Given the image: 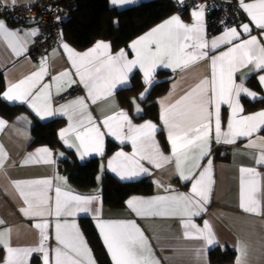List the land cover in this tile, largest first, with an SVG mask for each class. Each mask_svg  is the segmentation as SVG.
I'll list each match as a JSON object with an SVG mask.
<instances>
[{
	"label": "snow or ice",
	"instance_id": "1",
	"mask_svg": "<svg viewBox=\"0 0 264 264\" xmlns=\"http://www.w3.org/2000/svg\"><path fill=\"white\" fill-rule=\"evenodd\" d=\"M3 6H16L17 0H2ZM132 0H110L114 6L131 3ZM183 3V0H178ZM238 8L243 10L250 18L248 23H242L237 27L227 28L221 37L213 38L209 43L204 37V6L198 5L192 11V24L184 23L179 15H173L164 23L152 29L144 36L133 41L129 48L134 50L135 58L129 59L124 49L112 54L110 44L98 41L93 48L84 53H77L67 44L62 47L68 54L78 81L86 89L85 97H78L66 105H62L55 111L50 104L51 84L41 83L47 75V61L42 58L40 68L19 80L10 84L7 91L0 94V99L8 102H21L31 107L38 116L53 117L55 115H67L69 124L61 129L59 135L65 144L75 148L80 153V158L89 153L103 155V143L105 135H111L120 140L121 143L130 141L133 151L131 154L119 151L108 161L107 167L117 173L121 179H131L140 174H147L148 169L141 161H147L155 167L160 168L163 164L174 159L178 176L185 181L191 180L190 192L174 194L170 196H158L149 200L133 197L127 201L129 209L137 216L140 215H180L181 217L200 216L205 210L204 205L208 202L211 184L210 167L200 172L199 175H185V168L189 161L203 158L210 151V139L214 130L217 143H234L238 137H252L254 133L264 131V110L251 115L241 116L243 108L239 103L240 95L246 94L256 99L255 93L244 86V82L236 83L235 75L239 69L246 65H252L254 69L264 71V0H239ZM59 19V17L57 18ZM260 30V36L251 35L253 26ZM19 30L7 29L5 22L0 21V36L5 39L15 37L19 39ZM38 29H32L26 35L35 36ZM244 34L248 39H242ZM236 41H239L236 43ZM220 44H231L227 51L211 59V79L205 78L200 81L191 91L182 96L175 103L162 108L160 119L168 129V140L171 145V156H164L160 152L155 141L157 125L151 121L135 125L129 119L128 113L123 109L106 116L97 123L90 114L86 119L73 120V114L77 109H87L86 99L93 103L101 95L109 96L118 84H125L129 80V74L137 66L143 70L142 82L148 87L140 94L144 99L154 83L153 72L159 63L169 68H184L198 60L208 58L206 49H216ZM26 49L21 46L19 51L13 47L16 55H21ZM167 61L165 64L164 62ZM247 75V74H246ZM70 73L64 71L53 77L54 81H60L62 77H69ZM258 81L264 88V75L258 77ZM65 90L57 84V92ZM43 98L46 103L39 106L38 102ZM135 103V98H132ZM221 103L228 104L231 108V118L227 124V130H222L220 106ZM215 106L213 113L212 106ZM71 109V111H70ZM137 113H142L138 105ZM214 119V127H213ZM5 122L0 119V128ZM101 128L106 129L102 131ZM72 134L78 143H69L68 135ZM264 139V138H261ZM248 147H259L261 149L256 158V164L264 166V143L257 144L250 140ZM198 153V157L195 155ZM37 154H42L35 162L55 163L52 159L51 150L41 148ZM33 154H30V156ZM61 155H63L61 153ZM6 154L0 146V167ZM198 166V165H196ZM191 172V169H188ZM241 204L240 207L246 212L259 213V202L255 198L260 173L255 168L241 167ZM245 174L251 177L245 181ZM206 177H208L206 179ZM20 196L27 205L21 208L25 215L44 216L48 211L49 197L48 189L52 187L51 179H40L34 181H14ZM25 188L27 190H25ZM55 216H74L79 212L90 211L91 203L97 199L96 196H79L71 192H62L59 187L55 188ZM159 209V210H158ZM2 223V221H0ZM186 231L184 233L189 239H202L206 243L201 249L206 253L210 246L217 245L210 224L205 221L200 228L191 219H182ZM40 229V243L36 247H12L10 242L3 239L0 234V246L7 251L4 264H29V257L34 252L43 253L44 264H95L91 250L79 232L75 222L63 224L59 221L55 224V239L57 246L53 249L54 256L46 247L48 239L45 229L48 222L37 223ZM100 233L103 237L107 250L114 264H158L151 256V249L147 238L134 221H100L98 223ZM243 255V252H242ZM237 264H242L240 258Z\"/></svg>",
	"mask_w": 264,
	"mask_h": 264
},
{
	"label": "crops",
	"instance_id": "2",
	"mask_svg": "<svg viewBox=\"0 0 264 264\" xmlns=\"http://www.w3.org/2000/svg\"><path fill=\"white\" fill-rule=\"evenodd\" d=\"M35 0H17V5H28ZM141 1L150 0H132L131 3L114 6L117 8H126ZM178 1V0H176ZM185 0H183L184 2ZM239 1V0H238ZM110 2V0H109ZM245 2H251V0H245ZM181 5V3H179ZM3 2L0 0V9L3 8ZM8 7L11 6L10 4ZM7 8V7H6ZM195 7L188 8L185 11L179 10L156 24L154 27L148 29L144 33L135 37L130 44L137 40L139 37L144 36L146 33L156 28L160 24L164 23L173 15H179L180 19L186 24H192L193 18L191 13L195 10ZM250 18L246 14V18L242 23H248ZM0 21H4L7 29L19 30V39L15 37H9L5 39L0 36V74L3 75L6 87L2 93L7 91L8 87L12 83H16L24 77L28 76L32 72L37 71L41 66L42 58L47 61V75L43 77L41 83L51 84L50 89V104L55 111L62 105L68 104L70 101L75 100L78 97L86 96V89L80 83H72L68 86L69 81H78L79 77L75 74V68H73L71 61L68 59V54L62 47L63 44H67L71 49L77 53H84L98 41H103L110 44V51L114 55L121 49H124L129 59L135 58V52L129 45L120 49H114L110 40L98 39L91 46L83 49H78L66 40L59 41L58 44L51 47L44 54L37 57H33L29 53V49L36 36L40 35L42 28L38 22H24L12 23L14 20H10L8 17L3 16L0 13ZM204 37L210 43L213 38L221 37L227 28L237 27L230 26L225 29L219 30L213 34L209 32V26L207 22V14L204 11ZM241 23V24H242ZM251 35L260 36V30L255 28L254 25ZM32 29H38V33L35 36L26 35ZM242 39H248V35L244 34ZM239 41H236L238 43ZM264 43V40L261 41ZM23 46L25 51L21 55H16L13 51V47L17 51ZM231 44H220L216 49H206L208 51V58L198 60L197 62L190 64L184 68H169L164 67L161 64H157L153 72L152 86L162 80L165 77L159 75L160 71H166L172 76V80L169 84V89L166 93L159 97L160 115L162 108L175 103L186 93L191 91L200 83L201 80L208 78L211 79V57L217 56L222 52L228 50ZM165 64L167 61L164 62ZM68 71L69 77H62L60 81H54L53 77L59 73ZM135 72H139L143 79V70L138 66L133 69V72L129 74V80L125 84H118L116 88L112 90V94L109 96L101 95L95 103L91 99H86L87 109L81 111L77 109L73 114V120L79 121L86 119L88 114L91 115L93 120L97 123L102 121L106 116L112 115L119 110L123 109L128 113L129 119L133 124L139 125L145 121H151L157 125V131L155 133V141L159 146L160 152L164 156H171V145L168 140V129L163 124L162 120H156L152 117H141L145 111L144 99H140V94L144 92V89L138 94L131 97L135 98V103L129 102L128 105H123L119 96L118 90L131 85V78ZM247 74V75H246ZM264 75V71L254 69L252 65H246L239 69L235 75L236 83L244 82V86L256 94L257 98L252 99L246 94H241L239 97V103L243 108V112L239 115L246 116L253 113L264 110V88L261 87L258 77ZM57 84L62 89L57 92ZM80 87V92L76 95L70 96L67 99L60 100L59 98L67 93L72 87ZM150 87V89L152 88ZM148 95V94H147ZM146 95V96H147ZM247 101L258 102L257 106L253 109H248L245 103ZM5 100V99H4ZM6 101V100H5ZM8 102V101H6ZM259 102H262L259 104ZM9 104L25 105L27 110L20 114L8 119L0 114L5 124L0 128V146H2L3 153L6 154L3 160V166L0 167V234L3 235V239L10 242L12 247H36L40 243L41 230L36 228L37 223L48 222V227L44 230L48 239L46 241V247L49 250L50 258L54 256L53 249L57 246L55 239V224L57 221L64 223L75 222L79 232L82 234L83 239L87 243V247L91 250L92 258L95 264H99L94 249L88 240L82 225V219H91L94 223L102 243L106 250L107 246L104 243L103 237L100 233L98 223L100 221H134L135 224L141 229L144 236L147 238L148 245L151 249V256L158 264H211L210 250L218 245L230 246L236 251V256L233 264H237V259L242 260V264H264V166L256 164V158L259 156L261 149L259 147H248L249 141L254 140L257 144L264 143V131L254 133L252 137H238L234 143H217L215 140L214 130L210 139V151L203 158H198L189 161L185 168V175H199L200 172L210 167V180L209 185V199L204 205L205 210L200 216L195 217H181L180 215H140L137 216L135 212L131 211L127 205V201L133 197L149 200L158 196H170L179 193H189L191 189L192 181L182 180L176 171L174 159L168 163L163 164L162 167L157 168L155 165L148 163L147 161H141L144 167L148 169L147 174H140L131 179H121L117 173L111 171L107 167L108 161L114 156L115 153L123 151L131 154L133 151L130 141L121 143L111 135H105L103 143V155L99 153H89L80 158V153L75 148H71L68 144L60 138V131L69 124L67 115L57 114L53 117L41 118L36 112L27 104L17 102H8ZM46 101L41 98L38 102L39 106H44ZM137 105L143 109L142 113H137ZM250 106V105H248ZM71 111V109H70ZM212 111L214 113L215 106L213 104ZM221 124L222 130H227V124L231 118V108L228 104L221 103L220 106ZM42 122H48L53 119H62L63 123L58 128V137L62 143V146L54 149L47 144L33 145L34 136L32 134V126L36 120ZM214 127V119H213ZM102 131L106 129L101 128ZM69 143H78L75 140L74 135H68ZM109 142H114L117 146L113 151L107 153ZM48 148L51 150L52 159L55 163H43L35 162L42 156L37 154V150L41 148ZM61 153L63 155H61ZM73 153V155H72ZM30 154H33L30 156ZM198 157V153H195ZM75 157V158H74ZM100 158V171L98 174V186L88 193L80 192L74 188L60 163L65 158L76 159L80 162H84L90 158ZM198 165V166H196ZM241 167L255 168L260 173L257 184V191L255 192V198L259 202V213L246 212L240 207L241 197ZM191 169V172L188 169ZM107 174H110L122 182L137 181L143 179H149L153 184V190L150 193H133L131 194L122 207H112L105 203L102 187ZM208 177H206L207 179ZM40 179H51L52 187L48 189V211L44 216L25 215L21 208L27 207L23 198L19 194V190L14 181H34ZM251 177L245 174V181L250 180ZM59 187L62 192H71L73 195L79 196H96L90 207V211L87 213L79 212L74 216H55V188ZM25 190H27L25 188ZM159 210V209H158ZM182 219H191L200 228H203L204 222L207 221L214 233L215 239L219 242L217 245L210 246L206 253H202L201 249L205 245V241L202 239H189L186 238L184 233L186 231L182 224ZM108 252V250H107ZM243 252V255H242ZM110 258L111 255L108 252ZM7 251L4 247L0 246V264H4ZM39 259V264H44L43 253L34 252L29 257V264H33L35 259ZM112 260V258H111ZM113 264L114 261L112 260Z\"/></svg>",
	"mask_w": 264,
	"mask_h": 264
},
{
	"label": "trees",
	"instance_id": "3",
	"mask_svg": "<svg viewBox=\"0 0 264 264\" xmlns=\"http://www.w3.org/2000/svg\"><path fill=\"white\" fill-rule=\"evenodd\" d=\"M61 2L68 7V13L63 18L61 38L78 49L87 48L98 39L110 40L116 50L127 47L135 37L180 10V4L176 0L141 1L122 9L112 6L109 0H61ZM73 6H75L74 9ZM8 18L14 20L12 23L22 21L12 17ZM159 75L165 79L156 82L143 100L145 111L141 117L149 116L156 120L159 119V97L168 91L173 78L166 71H160ZM142 80L141 74L135 72L131 78V85L118 90V96L123 105H128L131 97L138 95L144 89L145 84ZM5 87L4 77L0 74V94ZM245 103L248 109H253L258 102L245 99ZM26 110L25 105H12L0 99V114L8 119ZM62 123V119H53L48 122L37 119L32 126L33 145L47 144L54 149L61 147L58 128ZM116 146L114 142H109L107 153L113 151ZM60 165L71 185L80 192L88 193L97 188L100 158L94 157L84 162L65 158ZM152 190L153 184L149 179L122 182L107 174L102 194L106 204L112 207H122L131 194H147ZM82 225L99 264H113L92 220L83 218ZM235 256L236 251L230 246L218 245L210 250L211 264H233ZM39 263L37 258L33 261V264Z\"/></svg>",
	"mask_w": 264,
	"mask_h": 264
},
{
	"label": "built area",
	"instance_id": "4",
	"mask_svg": "<svg viewBox=\"0 0 264 264\" xmlns=\"http://www.w3.org/2000/svg\"><path fill=\"white\" fill-rule=\"evenodd\" d=\"M238 0H185L180 5V10L198 5L204 6L207 14L209 32L211 34L230 26L240 25L246 18V13L238 8ZM75 6H73V9ZM0 13L5 17H12L24 22H38L42 28L40 35L29 49L33 57L44 54L61 40L63 18L68 13V7L61 0H35L28 5L3 7ZM59 17V19H57ZM80 92V87H72L59 99L64 100Z\"/></svg>",
	"mask_w": 264,
	"mask_h": 264
}]
</instances>
